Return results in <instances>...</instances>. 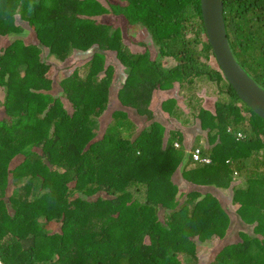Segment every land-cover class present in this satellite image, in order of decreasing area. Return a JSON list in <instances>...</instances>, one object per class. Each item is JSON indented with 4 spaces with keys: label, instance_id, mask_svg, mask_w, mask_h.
<instances>
[{
    "label": "trees",
    "instance_id": "trees-1",
    "mask_svg": "<svg viewBox=\"0 0 264 264\" xmlns=\"http://www.w3.org/2000/svg\"><path fill=\"white\" fill-rule=\"evenodd\" d=\"M118 15L143 24L176 63L130 51L112 24ZM223 19L235 57L264 87V0H223ZM0 38H9L0 46L4 264H200L198 245L215 236L223 243L206 264H264V118L224 77L200 0H0ZM89 48L84 75L49 74L52 60ZM108 49L127 74L105 124ZM195 78L227 98L182 94L207 128L188 151L174 145L179 132L131 117L144 114L154 87L189 88ZM196 147L209 161L193 159Z\"/></svg>",
    "mask_w": 264,
    "mask_h": 264
},
{
    "label": "rangeland",
    "instance_id": "rangeland-1",
    "mask_svg": "<svg viewBox=\"0 0 264 264\" xmlns=\"http://www.w3.org/2000/svg\"><path fill=\"white\" fill-rule=\"evenodd\" d=\"M102 4L107 6V3L109 0H99ZM107 18L108 17H104ZM106 19V20H107ZM112 24L114 27H118L122 33V41L125 44V46L132 52L140 53L144 51L145 49H148L150 51V57L159 59L163 62L165 65H171L176 63V60H173L171 56H160L158 52V44H155L153 42L152 36L148 29L141 23H130L128 22L123 16L118 15L112 19ZM30 41H34L35 37L33 33H27L25 36ZM9 39V38H7ZM7 39L3 40V38H0V46L4 45V42L7 41ZM93 54V49L89 48L87 50H74L71 54H68L64 59H54L51 66L52 68L49 71L50 75H53L57 78H60L65 73L71 72L74 68H77L81 75H84L86 65L84 62L88 60L90 55ZM104 63L108 64L111 63L113 65V74H112V82L110 88L112 89V95L111 99L112 102H110V107L108 109H104V112H102L99 116L100 122H105V124L108 123V121L111 119L110 115L106 116V112L108 110H111L115 104H120L117 99V90L121 86L122 81L126 78V72L124 65L118 60V58L115 55V50H105L104 52ZM210 61L212 64H214L215 60L213 57H210ZM54 66V67H53ZM52 73V74H51ZM195 84L193 83L192 87H187L186 83H184V86L178 87L177 85L174 87L173 85L168 86L167 88L158 89L153 88L151 90V96L150 98L144 103L143 107L146 108V110L143 112L142 116L135 113L134 109H131L130 115L132 118L136 120V123L140 124L141 122L146 121L148 124L150 121H158L163 126H165L164 134L166 136H174L175 138L178 137V132L180 133L182 140L178 141L177 145L180 143H184L186 146V150L190 148V145L192 143V136L196 135L197 133L204 134L207 130V128H201L200 122L201 117L197 115V113L191 109L186 108V102L185 100H182V94L184 93L187 95V93H190L189 90H194L193 96H196V91L199 92L202 96V100L204 102L210 103V101L213 99V96L219 98V97H226L227 94L224 92L218 93L216 91L215 85L216 83L212 80L205 79L203 81L197 80V78L194 79ZM199 84H201L199 86ZM186 85V86H185ZM203 94V95H202ZM204 104V103H203ZM127 107V106H126ZM129 107V106H128ZM170 109H168V108ZM150 111V114L152 117L145 116ZM171 109H174L175 111L179 112L178 118H174L171 114ZM1 114V111H0ZM262 124L260 126V129L262 130L261 133L264 135V121H262ZM100 131V130H99ZM98 131V134H100ZM166 131V132H165ZM173 131V132H171ZM171 132V133H170ZM176 135V136H175ZM262 152L264 153L263 149H260L258 151L259 156H262ZM251 161L248 160V163ZM238 173H234L233 177H236L237 175H240ZM242 177V174H241ZM244 179V178H242ZM228 202V205H231L230 200L226 201ZM233 225L234 221L232 220ZM56 222H48L47 228L49 227H56ZM223 243V240L219 237L215 236L211 239V241L206 242L204 244L198 245V263L200 264H206L212 259V253L213 251Z\"/></svg>",
    "mask_w": 264,
    "mask_h": 264
},
{
    "label": "water",
    "instance_id": "water-1",
    "mask_svg": "<svg viewBox=\"0 0 264 264\" xmlns=\"http://www.w3.org/2000/svg\"><path fill=\"white\" fill-rule=\"evenodd\" d=\"M203 25L215 60L238 97L264 118V87L240 64L228 40L223 0H200Z\"/></svg>",
    "mask_w": 264,
    "mask_h": 264
},
{
    "label": "built area",
    "instance_id": "built-area-1",
    "mask_svg": "<svg viewBox=\"0 0 264 264\" xmlns=\"http://www.w3.org/2000/svg\"><path fill=\"white\" fill-rule=\"evenodd\" d=\"M237 135H241V131L237 132ZM193 159L200 160V161H209V157H203L200 155L198 148H194L191 150ZM0 264H4L3 261L0 259Z\"/></svg>",
    "mask_w": 264,
    "mask_h": 264
},
{
    "label": "flooded vegetation",
    "instance_id": "flooded-vegetation-1",
    "mask_svg": "<svg viewBox=\"0 0 264 264\" xmlns=\"http://www.w3.org/2000/svg\"><path fill=\"white\" fill-rule=\"evenodd\" d=\"M160 89H162V88H160ZM166 108H168V107H166ZM168 109H170V108H168ZM170 115H172L174 118H178V111H175L174 109H171V114Z\"/></svg>",
    "mask_w": 264,
    "mask_h": 264
},
{
    "label": "clouds",
    "instance_id": "clouds-1",
    "mask_svg": "<svg viewBox=\"0 0 264 264\" xmlns=\"http://www.w3.org/2000/svg\"><path fill=\"white\" fill-rule=\"evenodd\" d=\"M52 62H53V60H52ZM52 62H51V64H52ZM61 77H62V76H61ZM177 143H178V141H175V142H174V145H177ZM188 150H189V149H188ZM188 150H187V151H188Z\"/></svg>",
    "mask_w": 264,
    "mask_h": 264
}]
</instances>
